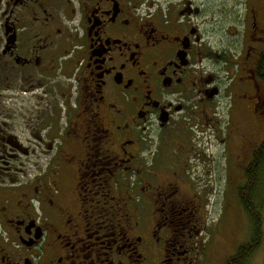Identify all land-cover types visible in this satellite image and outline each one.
I'll list each match as a JSON object with an SVG mask.
<instances>
[{"label":"flooded vegetation","instance_id":"flooded-vegetation-1","mask_svg":"<svg viewBox=\"0 0 264 264\" xmlns=\"http://www.w3.org/2000/svg\"><path fill=\"white\" fill-rule=\"evenodd\" d=\"M216 12L209 0H0V264L209 263L176 151L222 94L228 52L213 45L231 22ZM252 12L236 66L254 114L264 31Z\"/></svg>","mask_w":264,"mask_h":264},{"label":"rangeland","instance_id":"rangeland-1","mask_svg":"<svg viewBox=\"0 0 264 264\" xmlns=\"http://www.w3.org/2000/svg\"><path fill=\"white\" fill-rule=\"evenodd\" d=\"M209 1L210 10L217 11V15L222 12L231 22L226 37L216 38L213 45L228 52L227 64L216 67L222 94L215 108L208 106L206 116L201 113L198 120L183 124L182 146L175 151L184 161L182 188L195 195L206 222L204 236L210 240L200 253L208 264H226L251 230L250 219L238 198V187L244 182L240 162L251 161L253 150L264 136V103L257 106L254 114L248 110L251 99L247 95L253 89L244 77L246 72H239L236 65L245 61L239 52L244 55L251 37L252 9L257 11L260 33L264 31V0ZM262 40L254 44L259 52L264 51ZM215 59L219 64L221 57ZM163 153L167 155L169 150L165 147ZM262 216L264 219V205ZM262 229L261 243L248 264H264V222Z\"/></svg>","mask_w":264,"mask_h":264},{"label":"trees","instance_id":"trees-1","mask_svg":"<svg viewBox=\"0 0 264 264\" xmlns=\"http://www.w3.org/2000/svg\"><path fill=\"white\" fill-rule=\"evenodd\" d=\"M256 73L264 88V51L261 52ZM245 176L246 181L238 187V198L250 219V235L227 259L226 264H248L261 243L264 205V139L253 150Z\"/></svg>","mask_w":264,"mask_h":264}]
</instances>
